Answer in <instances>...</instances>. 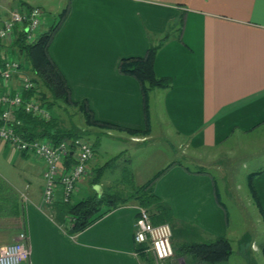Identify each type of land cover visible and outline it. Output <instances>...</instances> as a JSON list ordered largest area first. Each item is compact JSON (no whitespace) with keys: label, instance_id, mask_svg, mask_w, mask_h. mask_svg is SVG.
<instances>
[{"label":"crops","instance_id":"0c3cea01","mask_svg":"<svg viewBox=\"0 0 264 264\" xmlns=\"http://www.w3.org/2000/svg\"><path fill=\"white\" fill-rule=\"evenodd\" d=\"M27 2H1L0 19L15 8L35 5ZM48 10L60 18L49 55L65 76L72 99L86 100L95 118L115 125L100 127L107 135L116 132L117 138L135 148L159 140L158 132L171 143L172 158L177 160L158 169L155 174L166 170L154 182V192L172 213L169 264H199L190 255H174L182 243L228 236L227 205L206 165L223 168L219 175L226 199L242 203V213L254 204L264 223L247 185L248 192L240 181L232 182L237 164L247 158L258 160L245 179L256 172L254 184L264 209V160H259L264 152L258 148L264 147V0H49ZM158 44L155 74L170 84L149 93L145 113L139 83L118 68L122 59L142 57ZM126 128L146 130L131 134ZM0 147L2 155L13 157L14 166L0 168V247L24 230L30 257L22 264H147L133 241L140 207L136 201L71 234L61 210V193L51 205H42L43 163L37 158L29 161L30 155L4 143ZM211 151L215 166L200 159ZM184 152L196 155L199 171L186 168L187 162L180 160ZM95 160L94 156L74 194L79 199L96 186L101 191L103 185L133 183L123 177L126 169L119 177L107 172L106 166L92 184L87 177L98 167ZM140 166L135 167L138 176ZM148 179L137 182L141 185ZM230 185L245 193L232 192ZM261 229V242L235 250L232 245L227 260L204 264H251V254L258 251L264 261Z\"/></svg>","mask_w":264,"mask_h":264},{"label":"trees","instance_id":"16d2710c","mask_svg":"<svg viewBox=\"0 0 264 264\" xmlns=\"http://www.w3.org/2000/svg\"><path fill=\"white\" fill-rule=\"evenodd\" d=\"M65 14L66 10L61 14V19ZM59 25L60 21L53 25L48 31L40 34L37 33L35 40L31 43L26 42L25 32L22 30L17 31L16 41L13 42L14 51L23 58H20L21 62H26L29 66L32 73L31 80L34 84L32 90L21 92L22 99L36 98L51 114L50 118L46 120L30 113H26L23 107L16 108L13 111V117L14 119L20 120V123L15 124L14 127L15 130L21 133L26 139L41 138L59 142L63 139L83 137L88 140V129L92 126L115 128L112 127L115 125H111L110 123L95 118L93 111L86 100L75 101L72 99L71 90L65 76L49 55V47ZM162 40H164V38ZM160 45L161 44L150 46L142 57L122 59L118 68L121 74L131 76L139 83L144 98L145 113L148 109L147 99L149 93L154 89H166L170 84L169 79L157 77L155 74L154 62ZM6 48L7 47L3 42L0 41V66L3 63ZM21 67L23 68V66ZM67 104L77 107L78 111L83 116L86 128L81 130V128H76L75 126L66 127L57 115H53L52 109ZM126 130L131 134H137L139 132H145L146 129L142 131L139 129L126 128ZM90 142L93 151H95L98 141L94 140L93 142ZM68 159H71V155L68 156ZM105 168L106 164H103L92 171L91 174H93V176L90 181L92 184L95 183V181H98V178L101 177ZM186 168L189 171H192L190 167ZM193 168L198 169L197 171L200 169L199 167ZM165 170L166 169H163L162 171L157 172L153 177L133 189V191L128 194L113 189L101 191L91 190V192L84 198L62 202L61 210L62 214L65 215L66 221H68V232L71 234L79 232L110 210L127 204L132 200L136 201L140 207H143L150 212L151 221L154 224H170L169 221L172 217L170 208L163 203L154 192V182ZM255 174L256 172H250L247 174L246 184L251 197L264 220V209L254 184ZM144 248V245L136 246V250L144 257L145 262L147 264H153L151 255L146 252ZM174 250V255L176 257L190 255L199 264L215 263L228 259L232 252V244L226 236H212L204 241L182 243ZM169 263L170 259L164 264Z\"/></svg>","mask_w":264,"mask_h":264},{"label":"built area","instance_id":"2783aa9c","mask_svg":"<svg viewBox=\"0 0 264 264\" xmlns=\"http://www.w3.org/2000/svg\"><path fill=\"white\" fill-rule=\"evenodd\" d=\"M11 0H0L1 2ZM42 9L34 6H21L0 19V41L7 47L0 66V143L11 149L32 155L43 163V190L41 202L49 206L56 200L57 192L61 201H72L79 183L89 172V163L94 151L89 140L74 137L54 142L49 139H26L15 130L20 120L14 119L13 111L23 107L26 113L49 119L51 114L36 98L23 100L21 92L34 88L31 76L21 66L23 63L14 51L17 31L25 32V40H35L42 25ZM71 155V159L68 156ZM25 198L26 196L23 195ZM68 222V221H67ZM172 228L168 223L154 224L150 212L139 207L134 223L133 241L136 246L144 245L153 264H164L173 256L171 243ZM30 257L28 236L21 230L13 242L0 247V264H22Z\"/></svg>","mask_w":264,"mask_h":264},{"label":"rangeland","instance_id":"374dc122","mask_svg":"<svg viewBox=\"0 0 264 264\" xmlns=\"http://www.w3.org/2000/svg\"><path fill=\"white\" fill-rule=\"evenodd\" d=\"M13 1V0H11ZM8 1V2H11ZM27 3L38 5V3H41V8L43 11L42 16V25L39 29L38 34L48 31L53 25L57 24L60 20L58 13H55L53 10H48V4L49 0H27ZM35 5H29V6H35ZM20 57V56H19ZM21 59L22 56L20 57ZM23 62V61H22ZM23 68L24 72L27 75H32L29 66L26 62H23ZM53 115H57L61 122H63V125L66 127H78L84 129L86 128L83 116L78 111L77 107L73 105H62L61 107H57L55 109H52ZM151 112L153 113V108L151 106ZM103 129V130H102ZM159 134V135H158ZM117 133H111L106 134L105 128H100L96 126H92L88 129V135L87 138L89 141H100L99 145L95 147L94 156H95V164L94 166H100L105 165L108 167L107 172L114 173L115 176H119L122 173V169H126V171H123V177L126 178V176L129 179H132L133 183H124L123 185H103V187L106 189H113L116 191H120L124 194L131 193L133 189L139 186V182H137L138 179H146L151 178L155 172L160 169L167 161L171 160H177L175 157L172 158L173 155H171L172 148L171 143L168 140H165V134L163 132L156 133V136L159 140H154L152 143H146L144 145H137V147H133L128 142L125 143L123 139L116 137ZM85 136V134H84ZM169 137V136H167ZM168 142V144H167ZM169 145V146H168ZM237 148L240 147V143L236 145ZM258 148H262V152H264V147L259 146ZM7 150L9 148H6ZM2 150V147H0V151ZM16 152H18L15 149H12ZM239 150V149H238ZM3 152H0V168H13L12 160L13 157L9 158L6 154L2 155ZM215 151L209 152L207 155H205V158H200L203 161H205L206 164H216V160L214 157ZM260 156V155H259ZM179 157V156H178ZM35 157L30 155L29 161L34 162ZM262 159L264 160V153L259 157V160L262 162ZM183 163L187 162V165L192 169L195 167V160H198L196 158V155H192L191 152H184L182 154V158L180 159ZM192 160V161H190ZM254 160L252 158L245 159L244 163L237 164V176L235 178V181H232L233 183L240 181L241 186L243 185L244 190L247 191L246 188V179L245 174L248 171H251L254 167V165L258 164V160L256 162H253ZM191 163V165L189 164ZM210 162V163H207ZM108 163V165H107ZM140 176L136 174V165L140 164ZM242 166H245V168H242ZM19 168H21L20 165H17ZM215 166V165H214ZM220 168V169H216ZM128 169L130 170V173H128ZM132 170V171H131ZM220 170V171H219ZM223 168L219 167H213L206 165V171L213 175L215 177V180L217 182L218 187V193L221 197V200L227 205V209L229 212V225H228V236H226L230 242L233 245L234 250L238 247L242 248L245 246H250L251 242L254 241L255 244L261 242L263 239L261 235V228H264V223L261 222V219L257 216V209L254 204L248 205V211L245 212H239L241 209L244 208L241 201L239 204L236 200H227L226 196L222 193V187L221 185V173ZM126 172V174H125ZM240 174L242 177L239 179ZM93 174L89 175L87 177L88 181L91 180ZM130 181V182H132ZM143 182V181H141ZM141 184V183H140ZM232 192H237L240 194V192L245 193L244 190L237 191L234 187L235 185H230ZM100 186H96L95 189L99 191ZM248 192V191H247ZM73 200L79 199V194L74 195L72 197ZM243 201V200H242ZM236 203V204H234ZM254 207V208H253ZM252 209V210H251ZM257 217V218H256ZM251 256H253V263L251 264H264L262 255L258 251L257 254L252 253Z\"/></svg>","mask_w":264,"mask_h":264}]
</instances>
